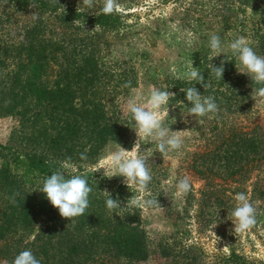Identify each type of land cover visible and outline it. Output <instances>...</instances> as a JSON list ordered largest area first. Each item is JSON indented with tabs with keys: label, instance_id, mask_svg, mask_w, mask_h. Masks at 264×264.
Returning <instances> with one entry per match:
<instances>
[{
	"label": "trees",
	"instance_id": "trees-1",
	"mask_svg": "<svg viewBox=\"0 0 264 264\" xmlns=\"http://www.w3.org/2000/svg\"><path fill=\"white\" fill-rule=\"evenodd\" d=\"M252 1L119 0L121 9L105 15L102 7L88 8L74 0H35L37 9L29 7L31 0H0V34L5 36L0 38V115L19 116L21 124L15 143L0 142V240H6L0 248L2 259L9 258L17 233L34 231L39 217L40 228L29 247L37 251L41 264H134L149 258L152 238L143 227L142 209L132 203L127 185L93 165L113 143L133 147L134 131L120 104L143 80L175 94L169 100L172 116L176 109L189 110L181 89L192 86L203 96L224 99L245 111L258 84L238 70L229 40L232 32L247 35L251 30L264 55V16L249 29L248 16L242 17ZM167 2L174 4L171 11L154 13ZM254 9L259 11L258 6ZM35 12L38 18L16 26L20 37H12L8 24L13 16ZM212 34L221 38L219 56L209 47ZM161 43L175 55L176 72L164 70L162 58V63L153 61ZM8 60L16 64L11 69ZM221 61L225 71L219 79L209 66ZM192 63L209 88L188 81ZM129 81L131 87H122ZM170 125L187 128L179 120ZM203 137L204 150L194 152L191 164L196 173L221 176L219 167H227L229 177L251 181L253 195L264 199L263 125L257 122L249 129L236 124ZM82 153L86 160L80 159ZM61 163L68 165L66 175H83L92 188L89 207L71 220L61 217L39 191ZM254 170L258 173L252 176ZM103 191L120 206L107 208L109 197ZM218 192L212 189L206 200L215 196L221 201ZM159 240L166 264H264L236 249L211 255L184 243L179 231L162 234Z\"/></svg>",
	"mask_w": 264,
	"mask_h": 264
},
{
	"label": "rangeland",
	"instance_id": "rangeland-1",
	"mask_svg": "<svg viewBox=\"0 0 264 264\" xmlns=\"http://www.w3.org/2000/svg\"><path fill=\"white\" fill-rule=\"evenodd\" d=\"M82 3V0H74ZM157 1V0H153ZM144 5V4H143ZM103 6V0H94V9H100ZM254 6L259 7V11L256 12ZM87 7V6H84ZM174 4L167 2L160 4L155 8L154 13H168L172 10ZM244 15L248 16L250 22L248 29L253 27L259 19L264 16V0H253L251 5L245 8ZM2 7H0V12ZM256 12V13H255ZM151 13V14H154ZM146 14L142 15V19L145 24H149ZM16 16H18L16 18ZM33 16L29 14H17L11 19V23L8 24L12 37L19 38L18 30H15L16 26L21 28V25L32 19ZM251 30L246 35L240 32H232L229 43L238 37H244L249 42L253 50L260 56L258 48L256 47V40L251 36ZM0 38H4L0 34ZM4 41L3 39H0ZM117 51H115L116 54ZM154 62L159 61L162 58L163 68L168 72L173 69L176 72V57L171 54V51L160 44L159 51L153 54ZM115 57V56H114ZM117 57V55H116ZM235 60L240 72L245 73L250 78V74L246 69H243L240 62L235 56ZM10 69L16 64L13 60H8ZM151 84L148 81L143 80L139 87L135 88L131 95L126 99H123L120 104L121 113L129 119L131 128L134 131L135 143L139 139L135 129L133 127L134 121H131L130 115L126 110L127 101L130 98H134L137 95L146 96ZM261 87L258 85L257 89ZM257 92V91H256ZM219 107L217 113H210L206 116H193L187 109H176L175 116L170 114L172 106L169 107L168 116L163 118V124L165 127H169L171 131H184L182 134L183 144L179 150L168 152L166 155L160 153L157 150V142L151 138H141L140 149L138 150L145 159L148 161V167L151 170L152 179L148 184V188L145 192L141 193L137 190L136 185L130 182L125 183L124 177L119 176L116 169L108 164L107 158L111 152L119 149L121 145L112 144L108 147L106 152L93 165V169L105 173L110 177L116 179L119 183L127 185L129 188V195L132 199V203L138 205L142 209V221L143 227L148 231L152 238L151 253L149 258L145 261H141L134 264H166V260L161 256L160 240L159 237L165 233H171L172 231H179L183 235L184 243L188 245H196L202 248L204 251L211 253H229L230 249H236L248 256L252 260L264 261V199L261 198L259 193L253 195L252 182H236L229 177V169L226 167H219V174L209 172V178H203L192 167V160L195 151H203L204 137L203 133L208 135L219 130H228L231 126L236 124L249 125V129L254 128V125L259 122L264 127V97H259L257 93L247 100V107L245 111L238 109V105H228L224 99L215 100ZM241 110V111H239ZM166 111V109L164 110ZM170 117V120H169ZM179 120V123L184 126L180 128L170 125L171 122ZM255 121V122H254ZM191 126V128H188ZM248 129V128H246ZM21 124L19 116L11 114L0 115V142L15 143L16 138L20 135ZM134 143V145H135ZM133 145V146H134ZM126 150H132V148H125ZM217 159H215V163ZM2 164V157L0 156V168ZM218 168V164H214V168ZM258 173L256 170L252 172V176ZM264 172L261 173V175ZM184 176H188L191 180V190L184 195H177L176 184L179 179ZM212 189H219L218 196L221 201H216L215 196L211 197V200H206V194ZM244 192L248 195L250 202L256 208L257 224L250 230L244 233H235L234 224L232 222L231 213L236 207V201L234 196L236 193ZM7 196V195H6ZM6 198V197H5ZM8 198V196H7ZM6 198V199H7ZM153 199L158 200V204L154 206H147L145 201ZM208 201V202H206ZM1 218V216H0ZM40 228V217L36 220L34 231L17 233L16 244L12 246L11 252L8 254L9 258L2 259L4 254L0 253V264H12V261L16 255L24 250H31L34 256L37 255L33 249H30V242H35L36 233ZM19 234V235H18ZM25 234V237L20 235ZM6 240L2 238L0 240V248L6 243ZM40 245V241L35 243ZM7 256V255H6ZM3 260V261H1ZM116 264V263H115Z\"/></svg>",
	"mask_w": 264,
	"mask_h": 264
},
{
	"label": "clouds",
	"instance_id": "clouds-1",
	"mask_svg": "<svg viewBox=\"0 0 264 264\" xmlns=\"http://www.w3.org/2000/svg\"><path fill=\"white\" fill-rule=\"evenodd\" d=\"M53 2L58 3V0H53ZM93 3L94 0H82V4L88 8H92ZM29 7L37 9L38 5L35 0H31ZM120 9L119 0H103L101 8L103 14L109 15ZM32 16L37 19V12L33 13ZM209 47L219 56L222 53L220 36L212 34ZM229 48L242 68L250 74L251 79L256 84L261 85L257 90V95L264 97V56L258 55L244 37H238L230 42ZM224 63V61H221L219 66L213 64L209 66L211 73L219 79L223 78ZM186 77L190 82L195 81L201 84L204 89L210 87L199 68L193 67V63L190 71L186 73ZM122 87H131V82L125 83ZM181 91L185 93L186 100L191 105L189 108L191 115L203 117L219 111L215 98L211 95L203 96L196 87H188L186 90L181 89ZM174 96L175 94L169 90H161L155 86H150L146 96L137 95L130 98L127 101L126 110L131 121L135 122L133 127L139 139L132 150L129 151L120 146L118 150L111 152L107 158L108 164L116 169L119 176L124 177L125 183L127 181L136 185L137 190L141 193L147 190L152 179L148 161L138 151L141 138L155 140L157 150L165 155L182 147V134L184 131H171L169 127H165L163 124L164 116H168L169 113V100ZM165 109L166 111H164ZM80 159L86 160L87 156L82 153ZM67 167V164L61 163L59 168L44 179L39 191L44 193L50 204L59 210L61 217L71 220L74 217L83 215L89 207V194L92 192V188L83 175H66L64 169ZM191 186V180L188 176L179 179L176 184L177 195L187 194L191 190ZM103 192L109 197L106 200L107 208L114 209L120 206L118 200L112 199L107 191ZM234 200L236 201V207L231 213L234 231L235 233H244L257 224L256 208L244 192L236 193ZM145 204L154 206L158 204V200L149 199L145 201ZM12 264H41V261L34 256L31 250H24L14 257Z\"/></svg>",
	"mask_w": 264,
	"mask_h": 264
}]
</instances>
